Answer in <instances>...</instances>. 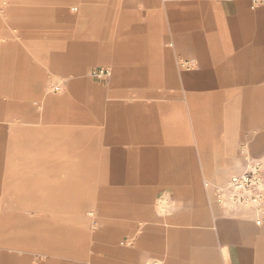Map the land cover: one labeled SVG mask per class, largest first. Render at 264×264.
<instances>
[{"label":"crops","instance_id":"obj_1","mask_svg":"<svg viewBox=\"0 0 264 264\" xmlns=\"http://www.w3.org/2000/svg\"><path fill=\"white\" fill-rule=\"evenodd\" d=\"M50 1L45 35L24 33L22 4L0 11V264H264V225L205 186L264 165V5L94 0L77 25ZM39 41L42 61L24 49ZM44 69L62 92L24 85Z\"/></svg>","mask_w":264,"mask_h":264},{"label":"rangeland","instance_id":"obj_2","mask_svg":"<svg viewBox=\"0 0 264 264\" xmlns=\"http://www.w3.org/2000/svg\"><path fill=\"white\" fill-rule=\"evenodd\" d=\"M54 2L55 7L58 9V7L62 8L63 10L58 11L56 9V13L60 12L61 14L63 12L66 13V15H68L71 19L76 20V23L78 25L79 19L84 20L86 22H93L95 21V18L89 14V12H91L90 10H93V8L96 6V4L98 5V2L94 1L92 2V4L90 6H83V4L80 2V0H52ZM50 1V2H52ZM91 1V0H89ZM47 2V0H0V11L2 13H7L8 9L10 7H15L16 5H21L22 4V12L24 14V19H23V28H24V33L27 34H46V17L44 15L45 13V9L41 8V7H45V3ZM102 5V3L100 4V6ZM36 13V14H35ZM40 16H39V15ZM43 15V16H41ZM58 16L56 15V18ZM62 19V18H61ZM65 27L63 26L62 21L60 20V23L56 20V35L57 34H63V33H67L64 30H69L68 29V23L64 24ZM76 28L79 29V27L77 26ZM64 29V30H63ZM78 29L76 30V32L78 31ZM44 42L39 41V43L33 42V43H25L24 42V49L26 54L29 57H33V58H38L39 61H42V58H44L45 60V55H46V50L44 47H42V45H44ZM57 44V42H56ZM27 45V46H26ZM42 63V62H40ZM43 65L45 66V62H43ZM29 71H25L24 72V85H27V81L31 82V81H37L39 83L40 79L42 77H44L43 82H46V86L43 89V92L45 95H51V94H57L58 92L54 91L56 86H60L61 90L60 92L63 91L64 89V85L66 83V81L58 75L52 76L50 75V73L48 72L47 69H44V72H39L38 77L36 76V78L31 77V73H28ZM47 78V81H46ZM85 78H88V80H94L91 75L88 73L87 75H85ZM96 81V80H95ZM27 92V91H26ZM28 92H30V90H28ZM24 93V101H31L32 98H30V96H28V98L25 97ZM29 94V93H28ZM9 97L7 96L6 99H8ZM43 100V99H42ZM33 102V101H32ZM41 102V101H40ZM39 102V103H40ZM44 102V101H43ZM39 103H37L35 105V107H38L39 111L38 114H42L43 111V107H39ZM41 104V103H40ZM24 126H29L31 127V124H24ZM36 126V125H35ZM39 129H40V134H39V138H35V142L36 140L39 141V146L45 145L46 143H48L50 145V152L52 153L51 156V160H53V158H55V145L57 144V142H61V139L58 138H52V137H47L48 133L47 131H42V130H47V125L43 124L42 122L39 123ZM31 139L28 137H23L22 139H20L19 141V145H21V147L23 148L22 150H28L29 149V144H30ZM93 149L94 151V147H89L88 146V163H90V161H92L93 156H91L92 154H90L89 150ZM64 152H66V150H63ZM41 156V155H40ZM59 159L61 158V153H59L58 155ZM63 160L65 161V163L68 164H74V165H78V154H75L74 156H72L71 154H63ZM42 171V172H41ZM40 173L42 176V173L44 174L43 176H50L52 177V173L51 171H47V170H41L40 169ZM5 192L8 193V188L6 187V189L4 188ZM95 202L91 201L88 202V205H90L91 208H93ZM87 220H88V232L90 234H93L94 232H96L97 228H98V224L96 223V218L94 217V214H89L87 213ZM77 224L79 219L75 218ZM264 225V224H263ZM41 260H44L42 256H38V257H34L33 259V264H37L38 262H40Z\"/></svg>","mask_w":264,"mask_h":264},{"label":"built area","instance_id":"obj_3","mask_svg":"<svg viewBox=\"0 0 264 264\" xmlns=\"http://www.w3.org/2000/svg\"><path fill=\"white\" fill-rule=\"evenodd\" d=\"M253 9L263 6L264 0H250ZM190 67V63H185ZM94 77L104 78L111 75L108 69H98L93 73ZM60 86L54 91L59 92ZM205 186L211 189L215 201L222 207L232 212L248 213L253 217L257 225L264 224V165L260 161L250 160L247 168L240 174L230 177L225 185H211L205 182Z\"/></svg>","mask_w":264,"mask_h":264}]
</instances>
